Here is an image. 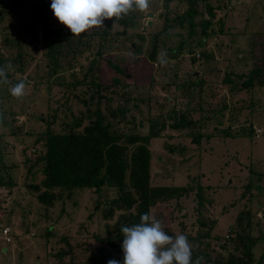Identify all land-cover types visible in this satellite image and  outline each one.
I'll return each mask as SVG.
<instances>
[{
    "label": "rangeland",
    "instance_id": "obj_1",
    "mask_svg": "<svg viewBox=\"0 0 264 264\" xmlns=\"http://www.w3.org/2000/svg\"><path fill=\"white\" fill-rule=\"evenodd\" d=\"M187 1L151 0L148 10L130 11L123 16L126 25L113 23L105 36L103 24L70 37L51 10L52 0H0V55L3 67L11 64L8 83L0 82V227L13 233L12 244L0 236V264H100L102 248L109 260L123 264V250L102 242L116 237L112 226L122 214L102 218L118 196L115 188L98 195L75 189L51 208L27 188L40 183L39 168L27 169L43 153L36 140L47 123L58 133L87 108L100 109L118 134L145 137L154 127L147 146L150 185L192 187L161 210H172L171 230L187 236L201 264L241 254V235L251 243L250 264H264V87H240L253 53L255 63L264 58V0H210L220 6L213 19L199 3L191 33L189 23L180 22ZM203 22H209L206 30ZM55 48L61 53L53 57ZM153 48L159 55L152 65ZM98 52L123 73L99 70ZM200 75L205 93L184 95L181 86H195ZM227 76L240 90L223 84ZM150 78L157 82L151 90L134 86ZM20 82L24 95L15 98L9 89ZM98 82L108 89L96 93ZM184 118L196 125L173 129Z\"/></svg>",
    "mask_w": 264,
    "mask_h": 264
},
{
    "label": "trees",
    "instance_id": "obj_2",
    "mask_svg": "<svg viewBox=\"0 0 264 264\" xmlns=\"http://www.w3.org/2000/svg\"><path fill=\"white\" fill-rule=\"evenodd\" d=\"M187 2L188 9L186 14L181 17L180 22L186 21L189 23L190 33L194 27V19L198 15L199 3L207 7L206 13L212 19L215 17V11L220 8L219 5L213 6L210 4V0H188ZM128 19L131 18L129 17ZM113 23L126 25L123 17L118 20L115 18L106 19L103 23L106 25V28L103 29L102 36L108 34ZM201 25L206 30L209 27V22H203ZM70 34V37L73 36L72 33ZM153 49V52H151L152 65V60L154 61L156 56L159 55L157 54L158 52L156 53V48ZM52 51L53 54L51 56L53 55V57L61 53L57 48ZM253 54L252 61L254 60V62L252 63V69L240 85L241 89L244 90L264 87V58L259 61L257 56V62L255 63V53ZM97 55L99 57L97 61L99 70L107 68L108 71L114 73H123L118 64L112 62L111 58L103 56L100 52ZM20 57L22 56L19 54L18 59ZM137 61L138 58L134 60L135 63ZM3 63V58L0 55V67H3ZM149 72L152 74V67ZM201 75L198 81L194 80L195 86H181V91L184 95L188 94L193 98L197 93H199L197 94L198 96L201 93H205V88L203 89L202 84L205 87L208 86L206 81L201 80ZM194 77H197V75H194ZM226 78L223 84L230 86V90L234 91L236 86L228 76ZM80 83H75L74 86ZM111 83L116 85L119 83V80L114 77L111 79ZM156 84V80L150 78L147 84H134V86L137 89L148 91L155 87ZM94 85L97 87L95 92L98 94L101 89H108V86L104 87L100 82ZM240 87L236 90H240ZM211 93L212 91L205 95L210 97V95L212 96ZM83 102L86 103L85 101ZM85 112V116L77 119L72 125H63L65 130L58 133L53 132L50 128L52 122L47 123L42 136H38L36 140L37 143L38 141L43 142V153L27 169L28 172H31L32 169L39 168L41 174L40 183L32 186L29 185L27 188L32 193L37 194L38 202L47 208L53 207L54 201L62 197L65 193L70 198L72 191L75 189H93L98 195L103 188H115L118 196L112 199L109 202L108 208L102 211V218L105 221H110L116 212L119 211L122 214L118 216L117 221L112 226L116 237L102 240V242L105 246L116 249V251L122 249L121 245L124 237L121 232V227H131L139 224L141 222V216L143 214H150L151 209H153L152 216L159 222L161 221L163 230L168 235L174 237L175 234L170 228L172 210L170 209L169 212L164 213L165 211L163 212L161 210V206L162 208L163 205L168 207L166 205L168 201L186 197L189 191H192V187L150 185L151 157L147 146L150 138L156 135L152 131L154 127L151 128L150 134L145 137L134 134H118L111 131V124L105 122V118L101 114L100 109L90 113L87 108ZM126 112V108L119 110L122 118H124ZM110 116L116 118V111H111ZM184 119L174 125L173 129L188 128L189 126L196 125L191 119ZM84 120H88L87 125H83ZM197 195L202 199L199 193ZM247 215L250 216L249 213ZM165 216H167L166 219ZM106 227L108 226L106 225ZM244 238L245 236L241 235L236 239V242H239L242 247L241 250L238 246L234 247V250H240L241 254H229L225 260H222V264H250V261H252V251L249 244L251 243L245 242ZM68 252L69 250L64 251L62 254L57 255V257L62 259L63 254ZM197 256L196 254H192L193 261ZM108 257V250L102 248L99 259L100 264H107L109 261Z\"/></svg>",
    "mask_w": 264,
    "mask_h": 264
},
{
    "label": "clouds",
    "instance_id": "obj_3",
    "mask_svg": "<svg viewBox=\"0 0 264 264\" xmlns=\"http://www.w3.org/2000/svg\"><path fill=\"white\" fill-rule=\"evenodd\" d=\"M150 3L151 0H52L51 10L73 36H79L94 26H102L106 19L118 20L133 10L144 12ZM10 67V63L0 67V82L8 83L6 69ZM24 90V82L9 89L15 98L23 97ZM140 220L137 225L121 227L123 264H201L202 258L193 261L186 235H168L150 214H143ZM107 264H120V261L110 259Z\"/></svg>",
    "mask_w": 264,
    "mask_h": 264
},
{
    "label": "built area",
    "instance_id": "obj_4",
    "mask_svg": "<svg viewBox=\"0 0 264 264\" xmlns=\"http://www.w3.org/2000/svg\"><path fill=\"white\" fill-rule=\"evenodd\" d=\"M0 236L3 239L4 243L12 244V230L8 226H1L0 227Z\"/></svg>",
    "mask_w": 264,
    "mask_h": 264
},
{
    "label": "water",
    "instance_id": "obj_5",
    "mask_svg": "<svg viewBox=\"0 0 264 264\" xmlns=\"http://www.w3.org/2000/svg\"><path fill=\"white\" fill-rule=\"evenodd\" d=\"M151 15L149 14V17H150ZM195 75H197V73L195 74Z\"/></svg>",
    "mask_w": 264,
    "mask_h": 264
}]
</instances>
